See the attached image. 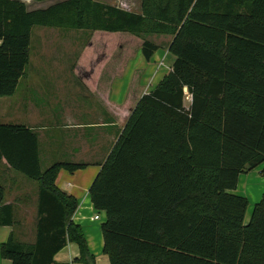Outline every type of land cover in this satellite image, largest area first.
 I'll return each mask as SVG.
<instances>
[{
    "label": "trees",
    "instance_id": "16d2710c",
    "mask_svg": "<svg viewBox=\"0 0 264 264\" xmlns=\"http://www.w3.org/2000/svg\"><path fill=\"white\" fill-rule=\"evenodd\" d=\"M35 27L89 34L73 69L96 58L99 38L125 43L124 67L138 49L151 60L159 47L150 36L171 37V70L148 94L136 79L129 117L88 191L94 210L105 213L109 263L264 264V191L247 223L248 200L230 193L239 175L264 163V0H140L138 13L95 0L33 11L0 0V98L14 95L25 75ZM3 160L36 183L38 201L34 243L10 235L1 258L57 264L53 256L71 242L80 263L95 264L71 221L77 201L55 185L61 170L85 164L42 169L36 132L19 124H0ZM4 195L0 186V226L12 227Z\"/></svg>",
    "mask_w": 264,
    "mask_h": 264
},
{
    "label": "crops",
    "instance_id": "0c3cea01",
    "mask_svg": "<svg viewBox=\"0 0 264 264\" xmlns=\"http://www.w3.org/2000/svg\"><path fill=\"white\" fill-rule=\"evenodd\" d=\"M17 1L22 2L28 11L38 10L39 8L35 6L37 3H41L34 0ZM46 1H42V3ZM98 2L119 7L116 5L117 0H98ZM139 4L140 0L134 13L139 12ZM119 5L121 6L119 8L131 12L124 0H119ZM39 42L40 40L37 48ZM87 47L89 48V45ZM120 48L121 60L116 63V68L110 73H104L100 69L101 63L98 57L90 60L89 66L76 67L72 70L73 63L77 61V54L73 57V61L65 73H68V77L65 79L62 70L54 67L53 63L52 66L46 67L43 65L44 61H40V66L37 65L36 68L26 70L24 77L18 83L17 88L23 85L26 94L17 97L14 93V95L0 100V106L3 107L0 111V124H19L36 132L42 169L60 162L85 164L84 169L73 173L61 170L55 185L60 191L72 196L77 201V208L71 221L80 227L88 251L95 258V264L110 263L102 252L103 240L100 226L105 221V213L94 210L90 202L89 188L129 117V114H125V110L126 107H129V111H131V105L137 96V92L135 93L133 90L136 89L134 87L136 79L138 86L142 88L141 95L148 94L171 70L170 68L168 72L158 77L160 71L157 72V66L152 64L154 55L147 62L140 49L134 53L130 61L128 60L126 67H119L126 53L124 47ZM39 54L45 56L51 53L46 54L45 51H40ZM167 55L170 54L166 50V53L157 56L158 62L161 58H166ZM173 59L171 63H173ZM58 90L66 92L76 90L75 92L83 91V93L80 94L81 97H75V99L73 95L67 104H64L62 100L60 102L55 100L53 110L46 113L44 110L46 107L45 92ZM33 92H37L36 99L31 95ZM185 93L187 94V90ZM187 100L190 102L189 97ZM30 104L35 109V113L30 114ZM34 105L40 108H35ZM70 106L68 111L67 108ZM260 169L262 171H259ZM18 175L7 167L5 160L2 161L0 186L3 187L5 193L4 203L13 205L15 223L12 227L0 226V247L6 243L10 235L19 242L33 244L35 241L37 194L32 196L29 201L19 183H14L15 179H18ZM258 175H261L262 178L259 179ZM7 180L13 188V197L8 196V190L4 185ZM263 191V163L248 173L239 175L236 189L230 193L248 200L250 206L246 211L248 215L245 216V223L250 219L252 204L255 205L260 201ZM95 213L100 214L98 220H94V217L97 216ZM97 222L101 223L97 224ZM79 258L78 245L68 242L53 256V261L57 264H82L78 261ZM0 264H10V261L2 259L0 256Z\"/></svg>",
    "mask_w": 264,
    "mask_h": 264
},
{
    "label": "rangeland",
    "instance_id": "374dc122",
    "mask_svg": "<svg viewBox=\"0 0 264 264\" xmlns=\"http://www.w3.org/2000/svg\"><path fill=\"white\" fill-rule=\"evenodd\" d=\"M59 1H62V0H48V1L43 2V3L42 2L37 3V6H35V7L39 8V9H43V8H46V7H48L54 3H57ZM113 1H115V0H113ZM124 2L126 3V5L129 6L131 12H135L136 11L135 9L138 6L139 0H124ZM116 5L121 7L119 5V0H117ZM88 36H89V34L83 32V31H64V30L51 29V28L35 27L32 30V34H31L30 61H29V64H28L26 70H29V69L31 70L32 68H36L37 65L40 66V64H39L40 61H44L43 65L46 67L52 66L51 64L53 63L54 67L58 68L59 70L60 69L62 70L63 78L65 79L66 77H68V73L67 74H65V73L67 72L68 68L70 67L71 62L73 61V57L78 54V56H77V58H78L79 55L82 53V51H84L86 49L85 45L87 44ZM97 36H105V35H96V36L94 35L95 38H97ZM109 38H112V37L107 36V37H104V39H100V38L97 39V43H96L97 48H96L95 54H94V56L96 55L95 56L96 58L98 57V60L101 63L99 65L100 69L102 71H104V73L105 72L110 73L112 70H114L116 68V66H117L116 63L121 60L120 56L122 54L121 48H120V47H122L121 46L122 40L120 38L119 39H114V38L109 39ZM39 40H40L39 47L37 48ZM149 40L154 42L159 47V49L154 54V57L152 59V64L157 66V72L160 71V73L157 76L160 77L164 73L168 72V70L172 66L171 62H172L173 57H171V55H167L166 58L165 57L161 58V60L159 62H158V57H157L160 54L166 53L168 44L171 41V37L170 36H150ZM103 41H106V42L110 41L111 42L112 47L107 52L103 47ZM133 44L134 43H132L131 45H133ZM122 45L125 46V43H123ZM105 48H106V45H105ZM40 51H45L46 54H48V53H51V54L41 56L39 54ZM92 52H93V49H92ZM164 56H166V55H164ZM129 61H130V59H129ZM127 64H128V61L126 62V65ZM126 65H125V67H126ZM73 68H74V63L72 65V70H74ZM134 87L137 88L138 86H134ZM73 91L74 92L67 91L69 93H67L66 91H63V90H58L55 92H51V91L47 92L46 91L45 92L46 107H44L45 112L47 113V112H51L53 110L55 100H59V102L62 100V101H64V104H67L69 98H71L73 95H74V99H75V97H78V98L81 97L80 94L83 93V91L82 92L78 91L79 93L75 92L76 90H73ZM28 93H30V92H28ZM23 94H26V92L24 91L23 85H20L15 92V96L18 97V96H21ZM36 94H37V92L31 93V95H33L34 99H36ZM4 98H6V97H4ZM0 100H3V99L0 98ZM188 103L189 102L186 99L185 100L186 106L188 105ZM34 106H35V108H40V107H37L36 105H34ZM2 108L3 107L0 106V111H2ZM70 108H71V106L68 107L67 110L69 111ZM56 110H58V108H56ZM29 111H30V114H32L33 112L35 113V109L33 108V106L31 104L29 105ZM128 111H129V107H126L125 114H129L130 111L129 112ZM260 165H262V164H260ZM44 167L45 166L43 165V168ZM259 171H262V169H260ZM18 176H19L18 179L16 178L15 179L16 181L14 183L15 184L19 183V185L22 188V191L24 192L25 196H27L28 200L31 201L32 196L36 195V193H37L36 183L26 179L23 176H20V175H18ZM257 177L259 179L262 178L261 175H258ZM4 185H5L6 189L8 190V196L13 197L14 191H13L11 184H9V181L7 180L6 182H4ZM253 205L254 204H252L251 209L253 208ZM249 206L250 205L248 203V207ZM95 215L100 217L99 213H95ZM247 215L248 214H245L246 217H247ZM100 223L101 222H97V224H100Z\"/></svg>",
    "mask_w": 264,
    "mask_h": 264
},
{
    "label": "built area",
    "instance_id": "2783aa9c",
    "mask_svg": "<svg viewBox=\"0 0 264 264\" xmlns=\"http://www.w3.org/2000/svg\"><path fill=\"white\" fill-rule=\"evenodd\" d=\"M0 45H1V41H0ZM94 220H98V216H95L94 217Z\"/></svg>",
    "mask_w": 264,
    "mask_h": 264
},
{
    "label": "water",
    "instance_id": "95a60500",
    "mask_svg": "<svg viewBox=\"0 0 264 264\" xmlns=\"http://www.w3.org/2000/svg\"><path fill=\"white\" fill-rule=\"evenodd\" d=\"M184 91H186V89H184Z\"/></svg>",
    "mask_w": 264,
    "mask_h": 264
}]
</instances>
